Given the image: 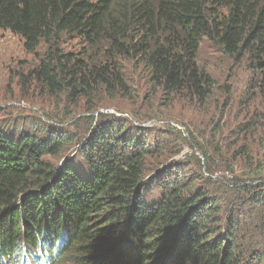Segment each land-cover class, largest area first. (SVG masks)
<instances>
[{"label": "trees", "instance_id": "16d2710c", "mask_svg": "<svg viewBox=\"0 0 264 264\" xmlns=\"http://www.w3.org/2000/svg\"><path fill=\"white\" fill-rule=\"evenodd\" d=\"M4 29L28 53L43 48L19 78L86 103V113L104 105L99 94L129 93L127 64L144 73L153 95L206 103L214 81L196 63L204 37L246 62L264 91V0H0ZM90 120L44 136L0 125V264L21 253L32 264L262 263L264 165H253L260 158L252 154L264 156V125L236 126L241 144L228 145L231 161L221 152L222 124L207 126L206 141L189 137L203 159L201 172L187 174V162L146 168L148 157L164 160L168 138L187 142L179 130L152 134L116 114H100L91 130ZM69 145L77 147L59 163ZM220 163L244 171L217 185Z\"/></svg>", "mask_w": 264, "mask_h": 264}, {"label": "rangeland", "instance_id": "374dc122", "mask_svg": "<svg viewBox=\"0 0 264 264\" xmlns=\"http://www.w3.org/2000/svg\"><path fill=\"white\" fill-rule=\"evenodd\" d=\"M42 51L43 48L41 51L28 53L23 48L22 37L5 29L0 30V125L4 130L12 131L14 128L24 127L25 130L33 133L31 129L35 127L41 132L45 130L40 134L44 136L56 134V129L60 131L67 126H70L68 129L72 131L74 128L83 127L86 122L88 124L84 127H88L91 117H94V122L90 126L92 130L95 126L98 127L95 122L99 120L100 114L107 116L116 114L126 118L128 125L148 128L152 134L160 130L171 132L170 130L173 129L179 130L182 138H186L187 142L180 138L176 140L167 137L169 144L163 152L164 160L157 165L155 156L148 157L147 169L157 170L173 161L187 162L186 173L198 174L202 168L198 167L196 158L203 159V157L196 147H191L189 137H194L198 142H202V139L206 141L207 126L222 124L224 135L221 152L226 160L231 161L233 157L228 151V145L232 142L241 144L240 138L234 136L236 126L244 122L264 125V91H259L261 88L257 86V76L253 75L246 62L236 63L223 56L207 37L201 40L196 58L197 65L210 74L214 81V88L206 103L194 102L188 95L171 97V100L158 90L156 95H153L154 90L151 89L144 73L140 69L135 70L132 64H127L129 93L118 94L112 99L106 94L97 95V100H101L104 105L93 113L84 111L86 108L84 102L78 101L75 104L72 101V104L64 97L47 96L38 86L29 85L21 80L22 77L19 78L22 74L25 76L30 66L35 65ZM225 104L226 109L222 111ZM79 119L82 120L77 123ZM197 125L201 127L198 133L195 131ZM203 128L204 137L200 136ZM258 141L256 139L252 144L256 145ZM76 147L77 145H69L66 149L63 148L58 162L65 161ZM178 148L180 152L174 155V150ZM209 150L213 151L211 147ZM192 154L195 159L190 157ZM252 155L260 158L254 161L257 163L253 165L258 163L264 165L262 151H256ZM81 166L82 164L79 163L75 167L79 170ZM216 167L217 172L212 177L219 182L217 185L223 183L230 186L234 181L233 177L241 175L244 171L243 164L234 166L232 172L231 168L226 171L222 163L216 164ZM161 169L163 168L158 170ZM261 264H264V260Z\"/></svg>", "mask_w": 264, "mask_h": 264}, {"label": "bare ground", "instance_id": "6f19581e", "mask_svg": "<svg viewBox=\"0 0 264 264\" xmlns=\"http://www.w3.org/2000/svg\"><path fill=\"white\" fill-rule=\"evenodd\" d=\"M69 238V237H68Z\"/></svg>", "mask_w": 264, "mask_h": 264}]
</instances>
